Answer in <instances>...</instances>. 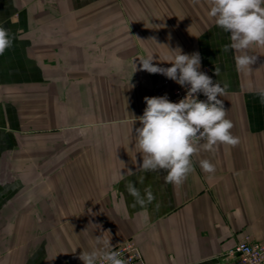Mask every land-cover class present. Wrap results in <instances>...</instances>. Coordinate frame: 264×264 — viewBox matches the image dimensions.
Here are the masks:
<instances>
[{
    "label": "crops",
    "instance_id": "1",
    "mask_svg": "<svg viewBox=\"0 0 264 264\" xmlns=\"http://www.w3.org/2000/svg\"><path fill=\"white\" fill-rule=\"evenodd\" d=\"M210 7L0 0L12 38L0 55V264H83L81 252L102 247L97 236L112 247L134 239L150 264H236L237 242L264 240V47L253 45L256 63L238 71ZM176 48L199 52L201 71L219 68L218 99L239 138L193 155L180 185L141 169L134 131L165 77L139 70L140 58L170 67Z\"/></svg>",
    "mask_w": 264,
    "mask_h": 264
},
{
    "label": "clouds",
    "instance_id": "2",
    "mask_svg": "<svg viewBox=\"0 0 264 264\" xmlns=\"http://www.w3.org/2000/svg\"><path fill=\"white\" fill-rule=\"evenodd\" d=\"M209 3V16L215 19L217 27L230 33V43L224 46L223 51L239 53L234 56L238 71L250 70L257 57L249 55L248 50L253 45L264 47V0H209ZM11 45L8 30L0 27V55ZM174 51L176 54L166 61L170 67L154 64V57L149 54L140 58L139 70L164 75L186 88V95L179 102H171L167 95L145 97L146 108L142 116L136 117L140 126L134 131L143 154L141 169L164 171L167 182L180 185L193 171V155L201 149L215 152L219 145L236 146L239 138L232 134L234 125L226 118L227 109L218 99L227 90L226 85L213 78L219 75V68L214 66L210 76L201 71L199 52L184 54L180 48ZM201 95L205 99H200ZM258 98L264 104V91L258 93ZM199 163L203 172H215V165L209 160L202 159ZM128 190L139 197L134 187L129 186ZM96 245L102 247L80 253L78 259L83 264H97L98 261L125 264L119 253L108 250L112 247L109 240L97 236Z\"/></svg>",
    "mask_w": 264,
    "mask_h": 264
},
{
    "label": "built area",
    "instance_id": "3",
    "mask_svg": "<svg viewBox=\"0 0 264 264\" xmlns=\"http://www.w3.org/2000/svg\"><path fill=\"white\" fill-rule=\"evenodd\" d=\"M202 71L212 76L209 67H204ZM186 91L187 89L180 85H173L167 77H160L154 81L150 97L167 95L171 102H179L185 97ZM200 99L205 97L201 95ZM109 251L119 253V258L124 260L125 264H150L134 239H128ZM228 255L235 258L236 264H264V240H255L247 235L228 251ZM97 264L104 262L98 261Z\"/></svg>",
    "mask_w": 264,
    "mask_h": 264
}]
</instances>
